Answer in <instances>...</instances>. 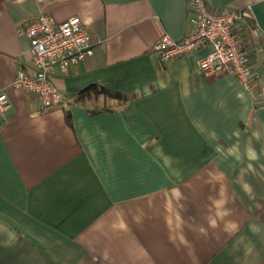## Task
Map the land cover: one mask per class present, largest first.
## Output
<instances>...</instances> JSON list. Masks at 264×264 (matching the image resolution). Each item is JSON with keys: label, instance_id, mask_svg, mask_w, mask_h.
<instances>
[{"label": "crops", "instance_id": "obj_1", "mask_svg": "<svg viewBox=\"0 0 264 264\" xmlns=\"http://www.w3.org/2000/svg\"><path fill=\"white\" fill-rule=\"evenodd\" d=\"M206 4L249 6L250 90L201 70L206 48L153 52L188 32L187 0H0V264H264V0ZM39 12L79 16L93 40L52 70L65 103L42 109L12 85Z\"/></svg>", "mask_w": 264, "mask_h": 264}, {"label": "built area", "instance_id": "obj_2", "mask_svg": "<svg viewBox=\"0 0 264 264\" xmlns=\"http://www.w3.org/2000/svg\"><path fill=\"white\" fill-rule=\"evenodd\" d=\"M191 15L189 30L180 39L163 33L153 44V52L161 60H169L196 49H208L199 61L205 73L227 71L247 90L255 82V73L248 63L245 49L235 32L236 24L243 19L248 7L211 12L206 0H187ZM19 35L30 38L32 62L17 68L12 85L35 95L40 108L63 105L64 94L52 81L51 72L58 66L62 71L93 52L90 29L79 16L72 15L56 21L39 12L30 21L22 23ZM6 91H0V116L9 107Z\"/></svg>", "mask_w": 264, "mask_h": 264}, {"label": "trees", "instance_id": "obj_3", "mask_svg": "<svg viewBox=\"0 0 264 264\" xmlns=\"http://www.w3.org/2000/svg\"><path fill=\"white\" fill-rule=\"evenodd\" d=\"M94 88H96V85H91L90 87H87L86 89H83L82 91H80L79 94L82 95V94H84L86 91H88V90H90V89H94ZM108 92H110V93L116 95V93L113 92V91H108ZM118 94H120V93H118ZM65 106H66V105H65ZM65 106H64V107H65ZM65 108H67V107H65ZM93 110H95V109H92L91 111H93ZM66 118H67L68 121H70V119H71V114H70V111L68 110V108L66 109Z\"/></svg>", "mask_w": 264, "mask_h": 264}]
</instances>
